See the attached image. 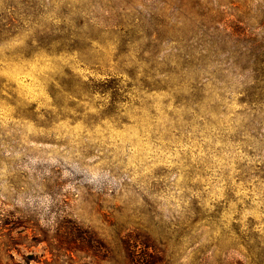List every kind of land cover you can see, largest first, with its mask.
<instances>
[{"label": "rangeland", "instance_id": "1", "mask_svg": "<svg viewBox=\"0 0 264 264\" xmlns=\"http://www.w3.org/2000/svg\"><path fill=\"white\" fill-rule=\"evenodd\" d=\"M0 264H264V0H0Z\"/></svg>", "mask_w": 264, "mask_h": 264}]
</instances>
